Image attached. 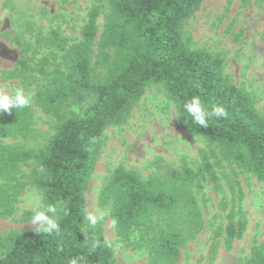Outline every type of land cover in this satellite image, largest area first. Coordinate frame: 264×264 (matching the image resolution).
Returning a JSON list of instances; mask_svg holds the SVG:
<instances>
[{
    "label": "trees",
    "instance_id": "1",
    "mask_svg": "<svg viewBox=\"0 0 264 264\" xmlns=\"http://www.w3.org/2000/svg\"><path fill=\"white\" fill-rule=\"evenodd\" d=\"M95 1L110 11L100 36L102 8L97 6L90 10L78 42L70 44L58 30L39 39L42 48L57 52L53 62L49 58L40 62L38 70L47 84L34 99L35 106L57 120L46 146L31 151L4 143L31 135L32 105L0 114V217L15 214L27 185L19 174L23 166L34 165L30 180L41 191L43 204L58 205L61 225L59 236L35 230L0 233V264H68L79 256L84 257L83 264H116L101 223L87 226L89 188L104 132L125 124L153 85L165 90L189 132L203 139L200 166L193 168L186 158L178 167L158 159L153 166L159 174L147 178L120 166L106 178L99 205L110 210L124 243L147 251L149 264H178L182 250L206 227L196 191L208 182L223 193V178L231 201L219 204L227 223L214 231L209 248L214 260L221 238L225 250L231 251L248 228L238 171L264 182V115L252 96L225 73L223 56L194 50L192 38L185 35V26L206 0ZM226 1L231 6L236 0ZM249 2L243 0L244 5ZM21 46L28 53L29 46ZM33 71L29 59L19 60L2 79L23 81ZM193 95L206 105H223L228 118L200 128L185 117L183 108ZM225 167L231 173L217 172ZM136 233L139 236L132 241ZM95 239L107 246L93 248ZM245 264H264V243L254 242Z\"/></svg>",
    "mask_w": 264,
    "mask_h": 264
},
{
    "label": "rangeland",
    "instance_id": "2",
    "mask_svg": "<svg viewBox=\"0 0 264 264\" xmlns=\"http://www.w3.org/2000/svg\"><path fill=\"white\" fill-rule=\"evenodd\" d=\"M97 6L102 8L98 20L100 36L110 11L108 6L95 0H0V90L11 95L15 87L23 88L31 97L34 111L31 135L26 139H6L5 144L37 151L54 135L57 120L35 106L34 99L47 84L38 70L40 62L44 58L53 62L57 52L53 48H42L39 39L45 38L51 30H58L70 44L78 42L90 10ZM184 31L192 38L194 50L223 56L225 73L236 86L252 96L257 111L264 115V0H250L247 5L243 0H236L231 6L226 0H206ZM22 44L29 46L28 53L23 52ZM25 59H29L35 69L25 80L2 79L5 72ZM204 147L203 139L189 132L176 105L165 90L156 85L147 89L125 124L109 127L104 132L103 150L88 193V213L103 217L99 223L105 240L113 245L116 264H149V259L145 249L124 243L117 236L110 210L100 207L99 195L106 178L120 166L139 172L143 178L159 174L153 166L158 159L178 167L186 158L197 169L199 150ZM33 168L34 165L21 169L19 176L27 185L18 197L15 214L9 218L0 217L1 234L28 232L38 227L26 219L28 213L36 210L35 205L43 202L41 191L30 180ZM224 171L231 173L229 167L217 170L219 174ZM238 173L245 193L242 206L248 220L244 238L236 241L231 251L225 250L221 238L218 255L210 259L214 231L227 223V213L220 210L219 204L223 200L231 201V195L223 178V193H217L212 184L203 183L196 193L206 227L182 250L178 264H245L254 242L264 243V182L252 174ZM138 236L136 233L132 241Z\"/></svg>",
    "mask_w": 264,
    "mask_h": 264
},
{
    "label": "clouds",
    "instance_id": "3",
    "mask_svg": "<svg viewBox=\"0 0 264 264\" xmlns=\"http://www.w3.org/2000/svg\"><path fill=\"white\" fill-rule=\"evenodd\" d=\"M31 105V97L26 95L21 87H15L13 94L0 90V114H11L13 109L21 110ZM186 118L191 117L192 121L200 128H208L210 123L227 119L229 113L221 104L206 105L199 95H193L183 104ZM34 214L30 218V224L38 225L35 229L37 233H44L48 236H59L61 234L60 210L56 204H36ZM66 214V213H65ZM103 219L94 213H86L85 220L88 228H94ZM107 246L105 241L95 239L92 242L93 248ZM84 257H73L68 260V264H83Z\"/></svg>",
    "mask_w": 264,
    "mask_h": 264
}]
</instances>
